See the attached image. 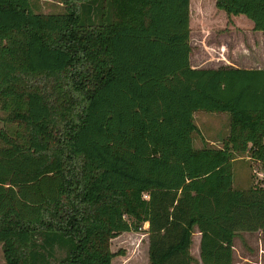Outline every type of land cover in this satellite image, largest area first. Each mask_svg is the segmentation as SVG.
Here are the masks:
<instances>
[{"label": "trees", "instance_id": "1", "mask_svg": "<svg viewBox=\"0 0 264 264\" xmlns=\"http://www.w3.org/2000/svg\"><path fill=\"white\" fill-rule=\"evenodd\" d=\"M64 1L0 0L1 264H112L147 223V264L194 263L195 229L201 264H234L264 239V187L232 165L264 162V68L193 67L190 0ZM214 5L264 32V0ZM196 111L229 115L222 147L194 146Z\"/></svg>", "mask_w": 264, "mask_h": 264}, {"label": "rangeland", "instance_id": "2", "mask_svg": "<svg viewBox=\"0 0 264 264\" xmlns=\"http://www.w3.org/2000/svg\"><path fill=\"white\" fill-rule=\"evenodd\" d=\"M190 1L191 60L194 65L209 68L235 62L247 68H264V32L253 30L252 23L243 15L227 16L225 12L215 7L214 0ZM31 2L33 10L42 13H64L68 6L64 0ZM78 4L77 2L76 5ZM3 117L4 113L0 112V129L11 134L16 125L6 122ZM194 123L196 131L193 133V144L196 148L222 147L223 140L229 132L227 113L196 111ZM232 165L235 189H247L251 185L264 187L263 162L252 160L247 154H237ZM146 225L142 224L138 232H128L111 239V251L123 252L113 257L112 264H147L148 237L143 230V226ZM240 239L241 242L239 240L236 242L240 258L236 254L235 264H253L256 261L253 254L256 250L254 238ZM56 255L60 258L63 254L57 250ZM0 256L4 258L3 250Z\"/></svg>", "mask_w": 264, "mask_h": 264}, {"label": "crops", "instance_id": "3", "mask_svg": "<svg viewBox=\"0 0 264 264\" xmlns=\"http://www.w3.org/2000/svg\"><path fill=\"white\" fill-rule=\"evenodd\" d=\"M190 62H191V65L193 67H201V65H199V66L198 65H194L192 63V60H190ZM228 65L234 66V67H243L241 64H238V63L236 64L235 62H228ZM245 68H247V67H245ZM147 229H148V223H147L146 226H143V230H144V233H145L146 237H148V234L146 232ZM123 234H128V232H123L119 236H121ZM240 237H243L244 239L254 238V240H255L254 245H255L256 250H254L253 254L256 257V261L253 264H264V260H263V258H264L263 257L264 256V250H263L264 239L262 237L261 231L241 232L233 239V263L235 264V262H236V254L240 258V255L238 254V250H237V247H236L237 246L236 242L238 240L241 242ZM200 238H201L200 233L197 231V229H195V231L193 232V235H192V243H191V248H190V254L193 257V259L195 260V262L192 263V264H201V259H200ZM252 243H251V245H252ZM147 245H148V239H147V243H146V248H147L146 250H147V255H148V246ZM258 246H261V248H258ZM0 253H2L1 244H0ZM1 256H0V264L4 262V258L2 259ZM147 262H148V260H147Z\"/></svg>", "mask_w": 264, "mask_h": 264}, {"label": "built area", "instance_id": "4", "mask_svg": "<svg viewBox=\"0 0 264 264\" xmlns=\"http://www.w3.org/2000/svg\"><path fill=\"white\" fill-rule=\"evenodd\" d=\"M264 163V162H263ZM146 197V195H144Z\"/></svg>", "mask_w": 264, "mask_h": 264}]
</instances>
